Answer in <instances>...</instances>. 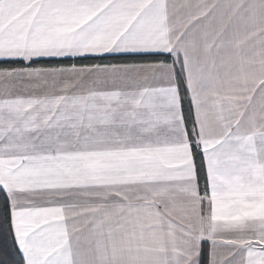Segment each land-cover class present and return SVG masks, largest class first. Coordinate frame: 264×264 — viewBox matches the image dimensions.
I'll use <instances>...</instances> for the list:
<instances>
[{"label": "snow or ice", "instance_id": "6c2138e0", "mask_svg": "<svg viewBox=\"0 0 264 264\" xmlns=\"http://www.w3.org/2000/svg\"><path fill=\"white\" fill-rule=\"evenodd\" d=\"M0 264H264V0H0Z\"/></svg>", "mask_w": 264, "mask_h": 264}]
</instances>
